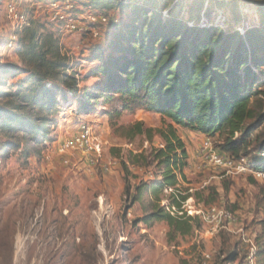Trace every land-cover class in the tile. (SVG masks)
Returning a JSON list of instances; mask_svg holds the SVG:
<instances>
[{"label": "rangeland", "instance_id": "1", "mask_svg": "<svg viewBox=\"0 0 264 264\" xmlns=\"http://www.w3.org/2000/svg\"><path fill=\"white\" fill-rule=\"evenodd\" d=\"M15 1L28 24L42 25L43 33L55 29L61 53L70 59L67 74H75L77 86L73 93L61 86L55 89L58 104L53 110L41 111L25 105L22 127L13 132L0 129V264H242L244 255L236 232L244 229L258 247L264 220V185L247 174H227L204 167L198 152L207 145L218 152L217 138L176 127L191 167L184 174L185 180L178 178L177 189L162 193L159 206L183 221L192 218L189 234L173 232L163 220L144 221L152 213L154 203L147 190L143 189L133 201L136 187L159 180L160 171L155 163L130 165L129 154L149 155L152 149L162 146V141L157 136L151 141L137 136L129 142L122 136L123 130L135 123L153 129H165V125L154 113L122 110L117 98L88 97L101 92L102 82L92 74L97 66L93 58L98 48H105L112 27L128 19L130 10L97 7L95 12L107 21L106 25L95 26L84 20L83 0H70L85 31L65 35L47 21L48 6L62 1ZM12 2L0 0V120L11 106H17L8 101L6 94L16 92L26 77L19 75L22 35L9 18L8 5ZM129 2L148 11L174 8L175 17L185 22L220 26L239 35L245 29L264 27V0ZM166 14L162 11L163 17ZM92 30L98 33L97 37ZM253 72L259 79L253 93L261 92L253 100L264 102V71L263 75ZM254 108L256 113H264L258 104ZM251 123L248 120L246 126ZM30 125L39 128V132L36 134ZM82 126H88L102 143L100 165L91 166L81 155L63 157L58 152L59 145L76 135ZM257 134H264V125ZM243 158L255 167L263 162L264 152L250 149ZM65 159L68 164L63 163ZM101 164L108 171L101 169ZM180 194L192 197L177 215L168 209L166 200ZM210 206L232 212L236 223L229 230H219L201 217H189L188 212H205Z\"/></svg>", "mask_w": 264, "mask_h": 264}, {"label": "trees", "instance_id": "2", "mask_svg": "<svg viewBox=\"0 0 264 264\" xmlns=\"http://www.w3.org/2000/svg\"><path fill=\"white\" fill-rule=\"evenodd\" d=\"M129 1L83 0L85 11H96L100 6L130 10L128 19L112 27L105 48H98L93 58L97 66L92 74L101 80V92L88 97L117 98L122 110H145L160 116L165 129L135 123L123 130L122 136L129 142L137 136L148 141L157 136L162 141V146L149 155L129 154L130 165L155 163L160 171L159 180L136 187L133 201L147 190L154 203L144 221L163 220L173 232L187 235L193 219L183 221L159 206L162 193L177 189L179 177L186 179L183 170L188 166V155L176 127L217 138L218 152L236 160L248 155L250 149L264 152V134H257L264 125V113H256L254 108L255 104L264 108V102L253 100L261 92L253 93L252 89L259 81L253 70L262 75L264 71V27L245 29L239 35L220 26L185 22L175 17L174 8L148 11ZM162 11H167L166 17ZM42 30L43 26L36 23L21 28L19 75L26 77L16 92L6 94L17 106H11L1 117L2 131L13 132L24 125L22 112L28 104L41 111L53 110L58 104L54 90L59 86L76 91L75 74H67L70 59L61 53L55 29ZM103 93L111 95L105 97ZM248 120L253 123L246 126ZM30 129L36 134L40 130L34 125ZM124 168L127 171V166ZM254 168L263 170L264 160ZM191 197L170 196L168 209L178 215ZM261 227L256 264H264V220Z\"/></svg>", "mask_w": 264, "mask_h": 264}, {"label": "built area", "instance_id": "3", "mask_svg": "<svg viewBox=\"0 0 264 264\" xmlns=\"http://www.w3.org/2000/svg\"><path fill=\"white\" fill-rule=\"evenodd\" d=\"M16 6L17 2L15 0L8 5L9 18L12 20L13 24H17V29H21L27 26L28 23L25 15L18 12ZM47 9L49 14L48 23L50 25H57L61 34L73 35L85 31L83 26L78 22L74 3L70 1L53 2ZM83 15L85 17L84 20L90 25H106L107 20L105 16L95 11L88 10L84 12ZM92 34L94 37L98 36V33L94 30H92ZM58 152L63 157L75 155L84 156L91 166H97L102 159L103 148L100 139L94 135L92 130L88 126H82L76 135L70 139L64 140L59 145ZM198 156L202 160L204 167L208 166L223 170L227 174H247L256 182L264 185V169H255L247 163L245 158L236 160L227 154L214 151L208 145L201 148L198 152ZM68 162L67 159L63 161L64 164H68ZM101 169L108 171V167L102 164ZM165 191H171V189ZM188 214L189 217H201L204 222L213 225L215 229L219 230H229L237 220L232 212L217 206H210L205 212L198 209L188 212ZM236 233L240 243V252L244 255L242 264H256L258 248L254 243V238L244 229H240Z\"/></svg>", "mask_w": 264, "mask_h": 264}, {"label": "crops", "instance_id": "4", "mask_svg": "<svg viewBox=\"0 0 264 264\" xmlns=\"http://www.w3.org/2000/svg\"><path fill=\"white\" fill-rule=\"evenodd\" d=\"M191 164H190V159H188V166L183 170V173L186 174V172L190 169Z\"/></svg>", "mask_w": 264, "mask_h": 264}]
</instances>
